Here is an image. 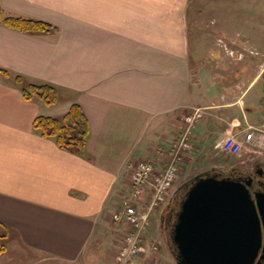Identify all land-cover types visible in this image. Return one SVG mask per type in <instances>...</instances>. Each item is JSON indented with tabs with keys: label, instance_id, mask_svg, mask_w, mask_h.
I'll list each match as a JSON object with an SVG mask.
<instances>
[{
	"label": "crops",
	"instance_id": "1",
	"mask_svg": "<svg viewBox=\"0 0 264 264\" xmlns=\"http://www.w3.org/2000/svg\"><path fill=\"white\" fill-rule=\"evenodd\" d=\"M0 6L4 16L56 28L31 34L0 22V223L9 231L0 240L6 247L0 262L17 264L6 259L13 250L32 255L29 264H115L132 228L111 216L130 192L132 167L148 161L156 174L165 169L194 109L212 114L189 135L191 149L176 164L178 186L224 168L225 136L243 145L234 164L264 144L260 126L251 124L253 99L245 100L263 64L240 67L251 73L250 80L235 76L243 88L226 84L218 73L226 67L224 51L212 43L233 48L248 34L238 27V0H0ZM29 84L56 88V104L26 101L21 86ZM73 104L88 122L84 155L33 129L37 117L60 118ZM234 108L246 126L232 117ZM226 110L228 121L220 116ZM150 196L148 188L139 210ZM160 209L149 212L134 264H174L156 229Z\"/></svg>",
	"mask_w": 264,
	"mask_h": 264
},
{
	"label": "water",
	"instance_id": "2",
	"mask_svg": "<svg viewBox=\"0 0 264 264\" xmlns=\"http://www.w3.org/2000/svg\"><path fill=\"white\" fill-rule=\"evenodd\" d=\"M207 171L184 183L169 239L176 264H262L264 187Z\"/></svg>",
	"mask_w": 264,
	"mask_h": 264
},
{
	"label": "rangeland",
	"instance_id": "3",
	"mask_svg": "<svg viewBox=\"0 0 264 264\" xmlns=\"http://www.w3.org/2000/svg\"><path fill=\"white\" fill-rule=\"evenodd\" d=\"M238 1H239V5H240V7H239V13L240 14L238 13L239 15L237 16L239 19V23H240L238 27L241 28V32H242V27H244L245 28L244 32H246L248 34L244 33L246 35V37L242 36L239 39H237L236 42L238 45L234 44L233 48L231 46H228L226 41H219V42L213 41L212 43L218 47H221L219 49L224 51V56L221 59L224 60L223 65H225L226 67H225V70H221L220 72H218L219 77H222L224 83H226V84L234 82V85H238L239 87L243 88V86H240V85L244 84L243 83V82H245L244 80L239 81V82L234 80L235 76L239 75L240 77H243V74L245 73V72H242L240 67L242 65H248V63L253 65L254 62L256 63V65L258 63H262L264 66V0H238ZM243 2L246 3L245 6H247V7H241ZM222 47H223V49H222ZM234 69H240L241 71H239V74L233 73ZM245 74H246L247 79L250 80L251 79V73L247 72ZM237 94H239V92H237ZM231 95H235L234 90L231 91ZM250 99H253L252 105H253V108L255 109V111L251 113V115L254 116L253 122H251V124H253V125L255 124V127L260 126V129H259L260 132H258V133L264 135V129L261 128V125L264 123V69L261 72V75L257 78V80L251 85L249 92L246 95L245 100H250ZM245 110L243 112H245ZM232 111H233L232 117L239 119L241 126H243V127L246 126L245 121L242 118V114L240 113V111L236 108H234ZM211 114H212L211 111H205V115L201 119L202 123L204 120H205L204 122L206 123L207 122L206 120L210 119ZM230 115L231 114L229 113V110L222 112V114L220 113V116L225 121H228V118L230 117ZM219 122L220 121L216 122L217 125L220 124ZM199 123H201V122L198 121L197 125H199ZM261 147L256 148V149H251L247 153V155L250 154L253 156V155H255V153L263 152L264 151V144ZM240 154H241V152H240ZM223 155H224V157L220 160V162L224 165L223 166L224 170L223 169H215V171H217V172L228 171L229 169H231L233 166L236 165L233 162L234 161L233 157H230L232 159H230L229 164H225V162L228 161L227 159L229 158V156L227 154H223ZM225 158H226V161H225ZM220 162H219V164H220ZM235 163H237V162H235ZM179 185H181V184H179ZM177 187H178V185H177V182L175 181L174 185H173V190L175 189V192L178 190ZM166 203H164V204H166ZM164 204L160 205L161 209H162V207H164ZM161 209H160V212H161ZM160 215L161 214L159 213L158 219H157L158 222H157L156 229H157L158 233L160 234L159 238H160L161 242H164V244H165L164 246L167 249L166 251H167L168 257H171L174 264H176L175 259L169 250V247L167 245V238H166V236L162 230L161 224H160V222H161ZM2 243L3 242L1 241L0 244H2ZM2 245H4V244H2ZM115 252H116V250H115ZM31 258H34V257H32V255H30V254H24V253H21L18 251H13V250H11L9 253H7V256H6V259H9L8 261H14V262H17V264H24V263L29 264L28 262L26 263V261L28 259H31ZM0 264H6V262L1 261ZM51 264H55V263H51Z\"/></svg>",
	"mask_w": 264,
	"mask_h": 264
},
{
	"label": "built area",
	"instance_id": "4",
	"mask_svg": "<svg viewBox=\"0 0 264 264\" xmlns=\"http://www.w3.org/2000/svg\"><path fill=\"white\" fill-rule=\"evenodd\" d=\"M203 118L201 108L192 110L183 119L185 129L180 140L173 146L172 160L160 173H155L152 163L146 161L137 162L131 170V188L128 196L121 198L120 209L113 213L111 218L114 222L124 221L132 228V232L126 234L120 246L115 252V264H134L142 248L140 246V232L148 224L149 212L156 206L164 204L170 196L174 182L177 178V162L181 153L191 148L189 135L195 128L196 123ZM264 128V123L263 126ZM250 134L248 135V137ZM219 149L226 154L237 156L243 149L242 143L234 136H225L219 144ZM150 188L151 196L144 210H139L137 200ZM154 264V263H151Z\"/></svg>",
	"mask_w": 264,
	"mask_h": 264
},
{
	"label": "trees",
	"instance_id": "5",
	"mask_svg": "<svg viewBox=\"0 0 264 264\" xmlns=\"http://www.w3.org/2000/svg\"><path fill=\"white\" fill-rule=\"evenodd\" d=\"M0 22L7 28L22 33H47L54 32L56 28L52 25L21 17L4 16L0 6ZM4 77H8L7 72L1 71ZM15 82L22 84L21 77H16ZM23 98L26 101L37 99L46 106L55 105L58 100V91L48 84H29L21 87ZM33 129L37 130L44 138H53L55 144L62 150L76 154L84 155L87 139L89 136V127L86 116L78 104H73L69 110L60 118L39 116L33 121ZM164 204L160 212V224L167 238V245L173 255V247L170 244L169 233L174 220L175 212L178 209L179 201L183 196L186 187L181 184ZM9 235L6 226L0 223V240H5ZM6 251L5 245L0 244V255ZM174 257V255H173Z\"/></svg>",
	"mask_w": 264,
	"mask_h": 264
},
{
	"label": "flooded vegetation",
	"instance_id": "6",
	"mask_svg": "<svg viewBox=\"0 0 264 264\" xmlns=\"http://www.w3.org/2000/svg\"><path fill=\"white\" fill-rule=\"evenodd\" d=\"M224 175L249 181V190L253 194L261 192L264 187V151L255 153L253 156L250 155L241 163L236 164L228 171H224ZM262 264H264V260Z\"/></svg>",
	"mask_w": 264,
	"mask_h": 264
}]
</instances>
